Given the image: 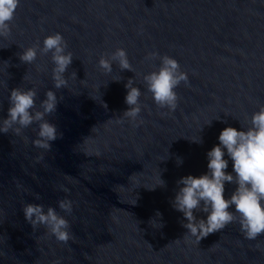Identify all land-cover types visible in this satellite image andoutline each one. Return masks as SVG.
<instances>
[{
	"label": "water",
	"instance_id": "1",
	"mask_svg": "<svg viewBox=\"0 0 264 264\" xmlns=\"http://www.w3.org/2000/svg\"><path fill=\"white\" fill-rule=\"evenodd\" d=\"M13 25L8 39L0 37V118L12 88L35 87L37 106L52 90L63 100L46 119L63 135L46 151L33 146L36 124L20 135L0 133V264H264V235L249 241L232 223L198 243L171 203L181 177L207 173L206 154L221 131L244 130L264 104V0H20ZM57 32L74 57L66 78L76 72L59 90L51 53L31 65L17 56ZM116 48L140 75L115 62L110 74L98 67ZM153 51L188 73L189 85L175 89V111L157 108L143 84L160 64L145 60ZM131 78L142 92L136 121L123 114ZM224 159L233 173L226 149ZM235 187L225 183L226 199ZM65 197L71 215L58 207ZM25 203L55 208L74 240L58 242L44 226L33 232ZM154 218L163 227L151 226Z\"/></svg>",
	"mask_w": 264,
	"mask_h": 264
},
{
	"label": "clouds",
	"instance_id": "2",
	"mask_svg": "<svg viewBox=\"0 0 264 264\" xmlns=\"http://www.w3.org/2000/svg\"><path fill=\"white\" fill-rule=\"evenodd\" d=\"M19 6L20 0H0V37L8 39L11 36L13 21ZM67 49V41L61 33L57 32L46 36L42 47L37 41L34 45L17 53V56L20 64L31 65L37 60L38 53L40 56L51 53V61L54 64L53 85L59 90L69 87V79H76L75 71H72L69 77L65 76L74 59L73 53ZM157 59L160 61L159 67L143 74V84L147 92L151 93L157 108L175 111L179 99L175 89L181 83L185 86L189 85L188 73L181 69L175 58L167 54L161 56L153 51L145 56L146 61ZM114 62L118 64L121 71L128 70L135 73V76L140 75L135 72L123 48H116L110 54H102L98 67L105 74H110L113 71ZM22 80L31 82L27 74ZM134 84V78L128 79L125 84L127 89L125 103L128 108L123 114L131 121L137 120L143 107L140 102L142 92ZM36 100L35 87L12 88L8 97L7 117L0 118V133L8 134L11 131L15 135H20L24 129L36 124L37 129L33 131L36 132L37 138L32 141L33 146L50 151L51 142L62 138L63 133L58 131L57 125L49 122L46 117L56 113L63 96L58 99L54 91L48 90L38 106ZM104 107L106 108L107 105ZM241 128L244 130L238 131L233 127H226L221 131L218 137L219 144L206 154L207 173L199 177L187 175L176 182L179 187L171 201L172 207L183 214L186 223L184 221L181 223L187 230L185 234L194 237L198 243L210 234L221 232L232 223L239 224L240 233L249 241H256L258 237L264 235V104L259 105L258 111L252 113L250 119L246 117V123L242 124ZM193 142L202 143L203 141L199 137ZM225 149L233 162V173L226 172L228 160L224 159ZM182 163V159L177 158V165ZM226 182L236 185L230 198L227 199L224 196ZM158 186H165L161 176ZM60 190L69 192V189L65 187H61ZM40 198L39 194L35 195L36 200ZM135 204L136 201L133 205ZM58 207L66 215H71L73 201L65 197L58 201ZM232 208L234 211L230 210ZM22 212L25 222L31 226L33 232L38 227L44 226L47 234L58 242L66 245L70 240H74L69 220L64 215H60L55 208L49 206L45 211L42 204L25 203L22 206ZM196 212L206 214V219H198L194 214ZM156 217H161V214L157 212ZM154 222L159 224V228L163 227L156 218L149 221L151 226Z\"/></svg>",
	"mask_w": 264,
	"mask_h": 264
}]
</instances>
